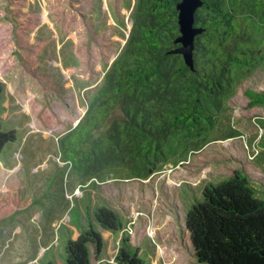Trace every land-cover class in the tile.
<instances>
[{
    "label": "rangeland",
    "instance_id": "1",
    "mask_svg": "<svg viewBox=\"0 0 264 264\" xmlns=\"http://www.w3.org/2000/svg\"><path fill=\"white\" fill-rule=\"evenodd\" d=\"M135 2L25 0L20 11L36 22L30 41H48L29 72L16 53L11 0H0L2 128L17 133L12 148L0 155V195L14 190L30 203L0 222V264H62L67 239L77 238L87 212L101 205L120 214L123 228L103 232L104 250L92 264H118L123 239L147 264H206L195 258L185 226L203 187L240 174L264 201V101L252 104L248 92L264 97V61L238 83L211 140L181 162L147 178L130 177L126 165H116L102 180H87L61 157L67 132L106 94L103 76L126 43ZM75 4L88 12L95 30L104 27L92 47L90 70L81 74L74 55L77 29H61Z\"/></svg>",
    "mask_w": 264,
    "mask_h": 264
},
{
    "label": "trees",
    "instance_id": "2",
    "mask_svg": "<svg viewBox=\"0 0 264 264\" xmlns=\"http://www.w3.org/2000/svg\"><path fill=\"white\" fill-rule=\"evenodd\" d=\"M179 1L136 0L126 43L103 76L105 96L89 105L67 132L61 157L87 180H102L116 165H126L130 177L147 178L202 148L238 83L264 61V0H202L194 14L201 31L194 39L192 65L176 51L181 46ZM24 2L11 0L12 19L16 53L30 72L48 41H30L36 22L20 11ZM69 14L61 29H77L74 55L81 74L90 70L92 47L104 27L95 30L88 12L78 8ZM248 92L252 104L264 101L261 94ZM2 93L0 83V155L17 140L15 129L2 128ZM29 205L7 190L0 195V222ZM185 226L198 262L264 264V201L243 175L204 186L202 198L186 213ZM122 228L112 207L87 212L78 237L69 236L64 244L62 264H92L104 250L103 232ZM115 259L118 264H147L126 239Z\"/></svg>",
    "mask_w": 264,
    "mask_h": 264
},
{
    "label": "water",
    "instance_id": "3",
    "mask_svg": "<svg viewBox=\"0 0 264 264\" xmlns=\"http://www.w3.org/2000/svg\"><path fill=\"white\" fill-rule=\"evenodd\" d=\"M202 3V0H180L177 4L181 32L177 41L181 46L176 51L183 54L188 65H192L195 36L201 31V28L194 25V14Z\"/></svg>",
    "mask_w": 264,
    "mask_h": 264
},
{
    "label": "built area",
    "instance_id": "4",
    "mask_svg": "<svg viewBox=\"0 0 264 264\" xmlns=\"http://www.w3.org/2000/svg\"><path fill=\"white\" fill-rule=\"evenodd\" d=\"M181 162V161H180Z\"/></svg>",
    "mask_w": 264,
    "mask_h": 264
}]
</instances>
